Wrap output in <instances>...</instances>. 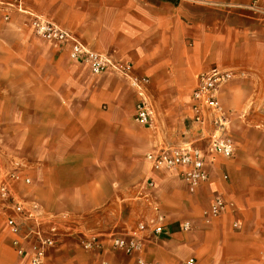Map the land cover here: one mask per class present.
<instances>
[{"label": "crops", "instance_id": "obj_1", "mask_svg": "<svg viewBox=\"0 0 264 264\" xmlns=\"http://www.w3.org/2000/svg\"><path fill=\"white\" fill-rule=\"evenodd\" d=\"M1 1L131 65L149 79L156 112L152 128L136 123L140 97L127 79L94 75L70 46L36 37L29 15L0 7V182L21 170L30 185L15 194L71 230L45 264H264V0ZM212 68L246 74L219 93L236 153L213 155L209 181L191 190L179 171H153L146 155L195 143L191 95ZM217 196L230 207L207 220ZM158 213L165 232L138 253L85 250L80 241ZM12 241L0 215V264H27Z\"/></svg>", "mask_w": 264, "mask_h": 264}, {"label": "built area", "instance_id": "obj_2", "mask_svg": "<svg viewBox=\"0 0 264 264\" xmlns=\"http://www.w3.org/2000/svg\"><path fill=\"white\" fill-rule=\"evenodd\" d=\"M0 7L29 15L36 37L70 46L71 58L86 64L94 75L113 72L127 79L137 89L140 97L136 105L135 122L148 128L154 126L156 112L147 93V77H135L131 65L92 51L72 32L35 15L22 7L20 2L7 3L0 0ZM245 75L241 71L221 68H212L197 75L191 95V120L199 135L195 143L179 146L163 144L148 152L146 160L153 171L177 170L191 190H195L209 181V162H214L213 155L224 159L235 155L236 145L231 135L227 113L219 101V93L228 82ZM199 142H204L206 147L197 146L196 143ZM19 183H30V179L19 169L7 173L0 182V215L4 217L6 227L13 236L12 244L17 255L27 264H45L47 252L56 248L62 236L71 230H64L65 228L56 222V217L43 215V210L37 203L21 200L14 192V187ZM229 207L230 204L225 199L217 196L205 213L207 220L222 216ZM163 223L164 217L158 213L129 231L90 235L82 233L80 241L85 250H110L132 255L140 252L145 242L164 234ZM190 228L189 224L183 225L185 231ZM139 264L159 263L139 260ZM189 264H194V261Z\"/></svg>", "mask_w": 264, "mask_h": 264}, {"label": "rangeland", "instance_id": "obj_3", "mask_svg": "<svg viewBox=\"0 0 264 264\" xmlns=\"http://www.w3.org/2000/svg\"><path fill=\"white\" fill-rule=\"evenodd\" d=\"M25 185H30V184H25ZM43 215H47L45 211L43 212Z\"/></svg>", "mask_w": 264, "mask_h": 264}]
</instances>
